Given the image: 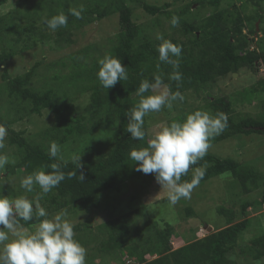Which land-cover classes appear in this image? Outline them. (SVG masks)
Here are the masks:
<instances>
[{"label": "trees", "instance_id": "obj_1", "mask_svg": "<svg viewBox=\"0 0 264 264\" xmlns=\"http://www.w3.org/2000/svg\"><path fill=\"white\" fill-rule=\"evenodd\" d=\"M9 0H0V7ZM25 1V0H19ZM128 0H106L105 2H93L85 7L75 6L70 8L63 0H55L50 3L53 14L63 12L68 16L66 26L56 31L55 42L72 44V30L78 29L85 24L100 21L113 12L118 13L119 33L110 56L120 58L122 64L127 67L128 79L118 82L115 87L104 89L98 78V62L95 64L93 81L89 88L90 102L85 107L83 114H77V107L69 97V94H59L52 88L36 89L33 86V78L40 63L34 65L24 74L12 77L5 67L7 61L16 55L14 50H2L0 52L1 79L4 82L7 95L21 105V114L13 118L0 115V125L7 130L4 143L16 146L20 160L16 166L7 167L10 173L15 168L23 169L26 175L43 169L50 172L52 163L61 164L62 170L67 174L77 172L71 179L66 178L59 186L53 188L49 193L43 194L38 185H34V194L38 197L42 207L48 213L47 217L37 218L25 222L19 221L22 228H30L39 224L42 219H49L55 212L66 210L67 212L80 213L89 212L101 207L102 197L111 190H117L137 174L134 161L129 158L132 149L147 147L148 138L145 131L144 140H133L127 129L126 114L135 106L140 99L137 98L136 90L142 80L147 79L154 83V78L159 75L162 85L170 92L179 91L183 96L186 91L193 90L197 93L203 90L212 81L224 78L230 73H237L241 68L253 66L259 71V65L264 61V51L252 48L255 36L249 38L247 28L252 16H243L240 12L230 8H220V0H193L184 9L171 11L170 4L152 5L138 1L137 6L151 15L164 14L172 19L179 17V25L184 38L172 37L168 39L174 44L181 46L182 52L178 58L179 69L182 74L181 81L171 80L169 77L174 72L171 65L159 61L158 46L161 40H146L140 42L138 39L139 25L134 20V6ZM260 4L264 0H251ZM202 7L213 6L215 10L198 20L189 19L192 4ZM83 9L81 18L70 14V9ZM262 18V14H258ZM3 18L0 17V29ZM250 32L254 33L255 28ZM24 38L17 42H23L27 48L34 47L38 41L50 38L51 34L37 26L29 23L22 29ZM254 35V34H253ZM159 65V67H157ZM264 93V78L256 83L239 90L237 99L252 102L258 93ZM208 106L214 115L223 112L228 117L227 127L221 134L212 138L210 145L229 139L233 136L253 133H264V119L252 116L235 115L234 103L230 96H218L209 100ZM264 109V105H263ZM43 110H48L54 115L55 124L44 131L43 137L58 145L67 143L71 139L83 136L90 130L116 123L118 138L107 147L81 156L82 169H76V164L71 161H61L49 156L44 144L32 142L26 136V130H16L13 125L22 121L25 114L41 115ZM1 150V149H0ZM197 168H204L205 174L200 183L206 182L212 177L230 174L239 183L244 194L249 198L254 191L261 194L260 200H243L241 203V214L245 217L247 209L253 207L257 210L264 205V172L255 165L241 163L230 157L221 158L207 151L202 160L192 165L187 175L182 176L181 182L191 181ZM83 171L85 179H79ZM228 211L231 215L233 209L223 207L219 212ZM184 211L189 216L199 217V212L192 204L186 205ZM136 213L139 211H135ZM170 222L162 225L161 220L147 221L142 228H135L136 224L124 214L111 218L105 223L106 237L100 241L98 250L100 252L120 253L128 248V255L132 256L141 264H239L232 257L235 253L239 256H251L255 260L264 257V232L253 237L248 244L242 243V237L250 225V219L245 217L222 228L214 229L203 237L173 248L171 242L165 237L163 231L171 237L174 229ZM141 229H144L141 230ZM154 230L153 234H149ZM142 231V232H141ZM148 235L139 236L134 233L145 232ZM151 235V236H149ZM139 236V237H138ZM158 244L163 248L159 256L147 260V255H154Z\"/></svg>", "mask_w": 264, "mask_h": 264}, {"label": "rangeland", "instance_id": "obj_2", "mask_svg": "<svg viewBox=\"0 0 264 264\" xmlns=\"http://www.w3.org/2000/svg\"><path fill=\"white\" fill-rule=\"evenodd\" d=\"M55 0H9L0 7V17L3 18L0 29V52L2 50H14L16 55L6 62L5 67L12 77L21 75L29 71L37 63L39 67L33 78V86L36 89L52 88L57 93L69 94L75 103L77 114H83L86 106L90 102V89L93 75L96 74L95 64L99 59L112 53L119 33V17L117 12H113L106 18L85 24L78 29L72 30V44L55 42L56 31H51L43 23V18H51L60 14H53L50 10V3ZM106 0H63L66 6H87L93 2H105ZM138 1H143L152 5L170 4L171 11H180L193 0H128L134 6V20L139 25L138 39L140 42L146 40H159L160 34L165 40L172 37L184 38L181 27H173L171 19L164 14L151 15L137 6ZM220 8L235 9L243 16H252V21L248 22L247 28L249 38L255 36V42L251 45L260 51H264V1L256 4L251 0H220ZM191 12L188 18L198 20L207 16L215 10L213 6L205 7L195 3L191 5ZM263 17L259 18L258 14ZM29 23H35L43 27L51 36L43 41L39 40L34 47L27 48L23 42H17L21 37L22 29ZM255 28V32L250 30ZM258 28V29H257ZM61 29V27H60ZM254 34V35H253ZM260 70L256 71L253 66L241 68L237 73H230L224 78L212 81L209 86L199 91V93L189 90L184 94V100L173 102L171 109L166 106L159 112H150L144 117L143 130L146 131L148 140L152 139L155 133L161 128L169 125L173 121L183 122L189 113L196 110L208 111L214 115L208 106L209 100L218 96H230L234 103L235 115L252 116L264 119V93H258L252 102L238 100L236 93L244 87H248L260 79L264 78V61L259 65ZM166 86L161 85L159 89L145 93L144 95L159 94ZM139 96H137L138 98ZM139 97L138 99H140ZM21 105L7 95L4 82L1 79L0 71V115L10 119L19 116ZM22 121L14 124L16 130H26V136L36 143L44 144L46 151H49L50 143L43 135L46 129L55 124L54 115L43 110L41 115L23 113ZM118 138L116 123L69 140L60 145V152L57 157L61 161H71L73 155H85L98 151L107 150V147ZM207 151L221 158H232L241 163L255 165L264 172V133H253L250 135L239 134L224 141L214 143ZM0 154L7 155L9 163L0 168V196H5L10 200L24 196L29 200L38 202V197L21 187L22 178L26 177L23 169L15 168L13 173L7 169L9 166H16L21 155L16 146L5 143V147L0 150ZM192 171H195L192 169ZM259 191H254L251 197L247 198L241 186L230 174H222L210 178L206 182L198 184L188 199L181 198L174 206L168 201V188L161 187L154 175L143 173L133 175L126 184L117 190H111L102 197L101 207L89 212L72 213L67 212V219L74 224L75 239L87 250L86 264H141L128 254V248L120 253L100 252L98 246L103 237H106L107 230L105 223L111 218L129 214L135 222V228H142L147 221L161 220L162 225L170 222L174 229V234L169 237L164 231L165 237L170 240L173 248L190 243L195 239L203 237L208 233L209 226L222 228L227 224H232L245 217L250 219V225L242 237V243L248 244L250 240L264 232V205L254 210L253 207L247 209L244 217L241 212L243 200H260ZM192 204L199 217L189 216L185 211L186 205ZM233 209L235 214L228 211L219 212L220 209ZM139 211V212H135ZM60 212V211H58ZM55 212L49 219L54 217ZM38 224L30 228H23L34 231ZM144 231V229H141ZM142 232V231H141ZM154 230L149 232L153 234ZM139 236L148 235L134 233ZM138 236V237H139ZM151 236V235H149ZM2 247V245H0ZM162 246L158 248L154 255H147L146 259L151 260L160 255ZM239 264H264V257L260 260L249 256H239L232 254Z\"/></svg>", "mask_w": 264, "mask_h": 264}, {"label": "clouds", "instance_id": "obj_3", "mask_svg": "<svg viewBox=\"0 0 264 264\" xmlns=\"http://www.w3.org/2000/svg\"><path fill=\"white\" fill-rule=\"evenodd\" d=\"M69 11L79 19L83 9ZM43 23L54 32L67 25L68 16L61 12L51 18H43ZM170 23L173 27L178 26L179 17L173 16ZM157 39L162 41L157 48L159 61L174 69L169 77L171 80L181 81L179 60L175 59L181 55V46L165 40L160 34ZM98 64L97 78L104 89L113 88L118 82L128 79L127 67L120 58L106 55L98 60ZM161 85L159 75L155 76L154 83L147 79L141 81L136 90V95L141 98L137 106L126 114V131L131 134V139L144 140V117L150 112H159L165 106L171 109L174 101L184 100L179 91L170 92L167 88L159 94L144 95L159 89ZM227 123L228 117L223 112L213 115L208 111L196 110L189 113L183 122L173 121L158 130L148 141L147 147L132 149L129 158L135 162L136 171L154 175L161 187L168 188V201L174 206L181 198L191 197L193 189L205 174L204 168H197L190 182H181V178L188 174L192 165L203 159L210 140L221 134ZM6 135V128L0 125V149L5 147ZM59 152L60 145L51 142L49 156L56 158ZM72 162L76 164V169L83 168L81 155H73ZM8 163V156L0 154V168ZM49 167L50 172L39 169L22 178L21 187L31 192L34 185H38L42 193L47 194L66 178L77 175L76 171L66 174L59 163H52ZM79 179L84 181L83 171ZM47 215L44 207L27 197L10 200L0 196V264H86L87 250L75 239L74 224L67 219L66 210H61L51 219L40 220L34 231L23 229L19 223L21 220L31 221L34 216L43 218Z\"/></svg>", "mask_w": 264, "mask_h": 264}, {"label": "water", "instance_id": "obj_4", "mask_svg": "<svg viewBox=\"0 0 264 264\" xmlns=\"http://www.w3.org/2000/svg\"><path fill=\"white\" fill-rule=\"evenodd\" d=\"M258 29V28H257ZM209 232H211L212 231V227H208V229H207Z\"/></svg>", "mask_w": 264, "mask_h": 264}]
</instances>
